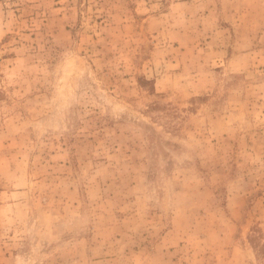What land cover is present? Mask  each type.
<instances>
[{
	"label": "rangeland",
	"instance_id": "obj_1",
	"mask_svg": "<svg viewBox=\"0 0 264 264\" xmlns=\"http://www.w3.org/2000/svg\"><path fill=\"white\" fill-rule=\"evenodd\" d=\"M0 264H264V0H0Z\"/></svg>",
	"mask_w": 264,
	"mask_h": 264
}]
</instances>
